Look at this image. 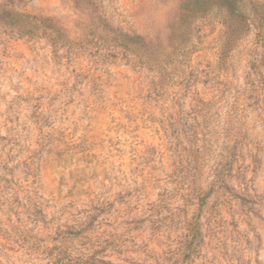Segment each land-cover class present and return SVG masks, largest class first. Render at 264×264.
<instances>
[{"label":"rangeland","instance_id":"obj_1","mask_svg":"<svg viewBox=\"0 0 264 264\" xmlns=\"http://www.w3.org/2000/svg\"><path fill=\"white\" fill-rule=\"evenodd\" d=\"M219 2L0 0V264H264V31L219 63ZM118 33L195 45L211 108L167 111Z\"/></svg>","mask_w":264,"mask_h":264},{"label":"trees","instance_id":"obj_2","mask_svg":"<svg viewBox=\"0 0 264 264\" xmlns=\"http://www.w3.org/2000/svg\"><path fill=\"white\" fill-rule=\"evenodd\" d=\"M217 10L220 13L218 24L220 33L218 36V62L226 63L230 59L232 52L242 41L245 31L257 29L263 32L264 16L260 9L255 5L252 9L246 10L242 0H222L219 2ZM264 38V34H263ZM262 38V41H263ZM116 45L140 60L153 72V82L151 85L155 99L165 98L163 103L167 111L182 110L186 106V100L190 99L189 107L192 114L199 110L210 109L211 100L199 95L195 86L194 69L191 63L192 55L197 52L195 45L183 46L171 54H166L158 47L150 46L138 35L127 36L122 33L115 35ZM170 58V61H165ZM264 62V60H262ZM169 97V98H167ZM213 97V96H212ZM180 120L176 122L179 123ZM202 141V140H201ZM200 141V142H201ZM205 141V140H204ZM197 147V159L205 158L209 150L208 144ZM231 166L229 164V170ZM213 185L198 187V208H202L206 198L212 191ZM186 244L183 251V260L190 261L197 254V249L201 242V229L198 218L189 222L187 227ZM66 257L65 255L63 256ZM61 264H64L62 262ZM83 264H98L96 261L85 262Z\"/></svg>","mask_w":264,"mask_h":264}]
</instances>
